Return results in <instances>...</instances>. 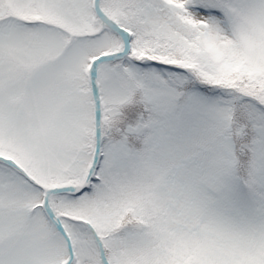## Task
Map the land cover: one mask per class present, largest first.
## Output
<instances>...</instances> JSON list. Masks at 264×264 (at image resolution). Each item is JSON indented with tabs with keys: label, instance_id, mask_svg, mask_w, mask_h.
<instances>
[{
	"label": "snow or ice",
	"instance_id": "snow-or-ice-1",
	"mask_svg": "<svg viewBox=\"0 0 264 264\" xmlns=\"http://www.w3.org/2000/svg\"><path fill=\"white\" fill-rule=\"evenodd\" d=\"M0 264H264V0H0Z\"/></svg>",
	"mask_w": 264,
	"mask_h": 264
}]
</instances>
